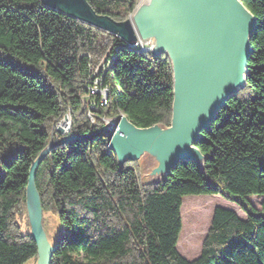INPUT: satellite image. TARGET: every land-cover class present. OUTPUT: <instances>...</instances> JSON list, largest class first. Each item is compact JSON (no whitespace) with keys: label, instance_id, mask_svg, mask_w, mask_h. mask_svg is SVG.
<instances>
[{"label":"trees","instance_id":"obj_1","mask_svg":"<svg viewBox=\"0 0 264 264\" xmlns=\"http://www.w3.org/2000/svg\"><path fill=\"white\" fill-rule=\"evenodd\" d=\"M101 15L129 17L140 0H88ZM256 16L245 88L220 109L198 148L205 167L184 162L143 185L137 161L120 166L102 117L121 113L137 127L170 125L173 72L165 55L43 5L0 0V264H24L38 249L19 221L26 214L32 163L71 112L68 141L52 148L35 182L44 214L61 231L51 264H264V0H243ZM110 88L96 122L82 102L94 69ZM221 194L247 213L216 207L201 254L178 251L186 195Z\"/></svg>","mask_w":264,"mask_h":264},{"label":"water","instance_id":"obj_2","mask_svg":"<svg viewBox=\"0 0 264 264\" xmlns=\"http://www.w3.org/2000/svg\"><path fill=\"white\" fill-rule=\"evenodd\" d=\"M42 3L117 36L131 47L148 45L153 55L163 54L171 63L174 100L170 125L137 127L121 113L111 128H102L108 131V148L115 153L119 165L138 161L143 185L165 181L184 162L204 168L205 156L197 146L202 132L210 129L220 109L247 83L258 21L243 0H140L124 21L97 13L88 0ZM56 132L61 137L55 139L52 134L49 144L32 163L28 180L29 234L37 245L38 264H51L58 238L51 244L44 231L36 171L52 148L75 138L61 126Z\"/></svg>","mask_w":264,"mask_h":264},{"label":"rangeland","instance_id":"obj_3","mask_svg":"<svg viewBox=\"0 0 264 264\" xmlns=\"http://www.w3.org/2000/svg\"><path fill=\"white\" fill-rule=\"evenodd\" d=\"M82 102H84L87 106V115L90 121L92 123H95L97 114H95L96 111L90 110V103L87 95L83 97ZM108 119L112 118L107 117L106 121H108ZM70 125L72 126V118L71 112L68 111L65 117L62 118L55 126L53 132L54 138L58 139L61 137V134H58L56 132V128L58 126H61L65 129L68 126L70 127ZM105 125H108L109 128H111L109 124L105 123ZM137 163L139 166L140 175L141 167L138 161ZM263 198L264 196L261 195H253L248 199L257 209H261ZM218 206L234 210L241 218H247V213L242 210L239 204L226 199L221 194L186 195L183 197V203L181 207L182 230L180 232V237L177 244L178 251L182 256L189 260H193L201 254L203 241L210 229L214 210ZM19 221L21 223L23 231L30 233L31 223L27 203L26 214L22 218H20ZM43 227L49 242L51 244H55L61 231L60 222L57 216L52 212L45 213L43 219ZM24 264H38V257L30 259Z\"/></svg>","mask_w":264,"mask_h":264},{"label":"built area","instance_id":"obj_4","mask_svg":"<svg viewBox=\"0 0 264 264\" xmlns=\"http://www.w3.org/2000/svg\"><path fill=\"white\" fill-rule=\"evenodd\" d=\"M129 46V45H128ZM137 46H140L141 52H151V47L148 45L138 44ZM136 47V46H134ZM105 67V63L102 61L95 69H94V80L91 84L88 85L89 93L87 94L89 103H90V110L97 111L99 106H107L110 102L109 95H110V88L103 84V80L100 76H98V73ZM93 96H99L100 103L99 106L97 105L96 101L94 100ZM102 119L105 121V123L112 126L114 122V118L108 119L106 121L107 117H102ZM66 133L70 134L71 125L65 128Z\"/></svg>","mask_w":264,"mask_h":264},{"label":"bare ground","instance_id":"obj_5","mask_svg":"<svg viewBox=\"0 0 264 264\" xmlns=\"http://www.w3.org/2000/svg\"><path fill=\"white\" fill-rule=\"evenodd\" d=\"M33 201L32 200H30V208H31V210H32V208H33V203H32ZM42 241H43V244L46 246V240H45V237L44 236H42Z\"/></svg>","mask_w":264,"mask_h":264}]
</instances>
